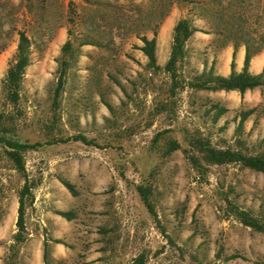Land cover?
<instances>
[{"label": "rangeland", "instance_id": "1", "mask_svg": "<svg viewBox=\"0 0 264 264\" xmlns=\"http://www.w3.org/2000/svg\"><path fill=\"white\" fill-rule=\"evenodd\" d=\"M183 19L201 32L186 42L173 88L165 66ZM20 32L30 63L12 104L3 80ZM142 38H155L159 70L139 50ZM246 40L264 43V0H0V136L40 145L24 154L33 199L13 255L24 179L0 144V264H130L141 253L146 264H264V234L229 215L224 200L263 216L264 175L231 163L208 166L203 178L184 152L201 138L264 157V86L241 98L189 85L210 69L228 77L235 45L241 72ZM263 66L264 49L249 71ZM218 108L227 112L217 117ZM77 135L92 144L70 140ZM171 141L181 149L164 156ZM139 185L151 189L159 223Z\"/></svg>", "mask_w": 264, "mask_h": 264}, {"label": "trees", "instance_id": "2", "mask_svg": "<svg viewBox=\"0 0 264 264\" xmlns=\"http://www.w3.org/2000/svg\"><path fill=\"white\" fill-rule=\"evenodd\" d=\"M196 32H201L199 29L194 27L189 20H180L174 30H173V42L171 46V52L169 60L165 66V70L171 74L172 86L176 88L179 86L176 77V65L185 56V45L188 39ZM143 47L139 50L148 59V66L159 70L157 66L155 48L156 40H148L142 38ZM245 44V55L243 60V68L241 72L235 71V55L237 45L234 46L232 52V61L230 64V74L228 77H222L215 75L213 70L210 69L197 77L194 81L189 83L192 88L203 89L209 91H226L238 92L240 97L247 91H253L257 88L264 86V66L262 72L259 74L250 73V62L252 58L257 55L261 50L264 49V43H259L257 45H252L249 40L244 42ZM71 44L67 42L62 51L66 53L70 48ZM30 63V40L24 32L19 33V40L17 45V54L15 62L9 67L5 78L3 80V90L6 94L7 100L14 104L19 101V90L21 87L22 79L26 68ZM63 66V67H62ZM68 63L64 61L61 65V74L58 78L57 85L54 90V100L59 97L63 85H64V74ZM110 109V107H108ZM227 112L224 108H218L217 117L221 116L223 113ZM254 113V109L247 110L240 113V122L238 128H242L244 122ZM161 135H157L158 137ZM70 140L75 142H82L84 144H92L83 136H74ZM156 140V142H157ZM0 144L4 146V153L7 159L14 165V169L22 175L24 179V184L19 192V209L17 217V229L18 232L15 236V245L12 247L13 255L16 254L17 247L24 241L23 233L25 232V207L27 203L29 204L33 199L32 189L34 184L26 175L24 154L30 150L37 149L39 144H28L26 142H21L14 140L12 138L0 136ZM167 145L166 149L163 151L164 156L170 155L172 152L181 149V145L177 141H171ZM6 147V150H5ZM187 155V159L192 167V169L201 177H206L207 167L211 165H225L236 163L240 164L243 168L251 169L253 171L262 173L264 175V157L257 155H246L240 151H235L232 149H215L210 146L209 142L196 138L192 143L191 148L184 149ZM65 187L74 194L73 188L70 184L63 182ZM137 191L141 197V201L147 209L148 213L153 216L157 221V215L154 211V207L151 202L152 191L150 188L139 185ZM227 203V213L233 216L240 224L250 228L251 230L264 234V215L255 216L250 211L244 210L237 205L233 204L230 200L224 199ZM62 217L69 220L71 218L69 213H59ZM158 222V221H157ZM159 223V222H158ZM162 234H165V230L162 227ZM48 253L47 245L44 246V259L46 260ZM147 257L144 253L137 255L130 264H146ZM202 264V263H197Z\"/></svg>", "mask_w": 264, "mask_h": 264}, {"label": "crops", "instance_id": "3", "mask_svg": "<svg viewBox=\"0 0 264 264\" xmlns=\"http://www.w3.org/2000/svg\"><path fill=\"white\" fill-rule=\"evenodd\" d=\"M239 54V59L237 60V62H239V64H242V61H243V58H244V55H245V51H243L242 49L238 52ZM253 66L255 67L256 65H254V62H253Z\"/></svg>", "mask_w": 264, "mask_h": 264}, {"label": "bare ground", "instance_id": "4", "mask_svg": "<svg viewBox=\"0 0 264 264\" xmlns=\"http://www.w3.org/2000/svg\"><path fill=\"white\" fill-rule=\"evenodd\" d=\"M263 56L262 57H258L254 60V65H258L260 62H263ZM254 67V66H253Z\"/></svg>", "mask_w": 264, "mask_h": 264}]
</instances>
